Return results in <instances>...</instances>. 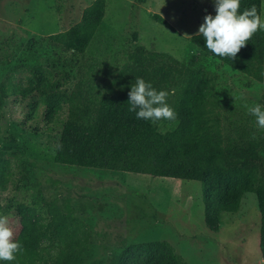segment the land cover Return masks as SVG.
<instances>
[{
	"label": "rangeland",
	"instance_id": "374dc122",
	"mask_svg": "<svg viewBox=\"0 0 264 264\" xmlns=\"http://www.w3.org/2000/svg\"><path fill=\"white\" fill-rule=\"evenodd\" d=\"M92 1L0 0V216L7 217L13 238L20 211L47 217L45 203H53L89 230L87 250L74 264H108L127 245L149 241H167L185 264H264L255 191L243 193L236 212L216 217L204 204L201 182L132 172L119 178L52 160L68 113L57 94L86 95L88 81L100 80L89 57H102L117 69L118 95H127L136 32L147 50L178 61L169 86L158 88L169 91L167 103L176 111L187 92L207 85L206 122L224 137L256 142L253 161L264 181V128L248 111L264 105V77L247 86L245 74L189 42L204 17L216 14L213 0H106L104 18L82 54L46 40L78 23ZM153 13L171 28L155 22ZM178 122L153 125L164 133Z\"/></svg>",
	"mask_w": 264,
	"mask_h": 264
},
{
	"label": "trees",
	"instance_id": "16d2710c",
	"mask_svg": "<svg viewBox=\"0 0 264 264\" xmlns=\"http://www.w3.org/2000/svg\"><path fill=\"white\" fill-rule=\"evenodd\" d=\"M261 3L262 0H240L239 11L255 7L261 15ZM105 11L106 0H93L84 8L78 23L46 36V40L82 54ZM151 18L171 28L161 15L153 13ZM130 39L134 68L126 76L128 92L136 77L151 82L157 90L169 86L167 76L176 72L178 61L167 53L147 50L138 42L136 32ZM189 42L200 52L210 53L198 33L191 35ZM210 54L245 74L247 86L253 81H263L264 31L255 33L233 61ZM100 58L89 57L99 71L100 80L88 81L86 95L55 93L66 103L68 113L52 160L70 166L201 182L204 204L216 217L236 212L243 193L255 191L260 207V248L264 260V181L253 161L256 142L224 137L219 129L206 122L210 91L207 85L186 93L183 106L175 111V119L179 121L176 128L159 132L154 122L137 119L134 112L128 111V94L117 93V69ZM52 94L50 99L56 96ZM45 206L47 217L28 210L17 214L19 229L13 239L20 243L22 250L14 261L4 264H74L87 250L90 233L86 224L61 213L53 203ZM108 264L185 262L167 241H149L127 245Z\"/></svg>",
	"mask_w": 264,
	"mask_h": 264
},
{
	"label": "clouds",
	"instance_id": "9594fccd",
	"mask_svg": "<svg viewBox=\"0 0 264 264\" xmlns=\"http://www.w3.org/2000/svg\"><path fill=\"white\" fill-rule=\"evenodd\" d=\"M213 2L216 14L204 17L198 35L203 37L205 48L210 53L233 61L255 33L264 31V19L255 7L240 12V0ZM168 95L167 91L157 90L151 82L136 77L128 92V111L134 112L137 119L144 121L174 120L176 113L167 103ZM248 111L255 117L256 125L264 128V105L256 104L249 107ZM13 236L7 217L0 216V264L14 261L22 250Z\"/></svg>",
	"mask_w": 264,
	"mask_h": 264
},
{
	"label": "crops",
	"instance_id": "0c3cea01",
	"mask_svg": "<svg viewBox=\"0 0 264 264\" xmlns=\"http://www.w3.org/2000/svg\"><path fill=\"white\" fill-rule=\"evenodd\" d=\"M262 9H263V3H262ZM98 29V27H97ZM97 31V30H96ZM96 49V48H95ZM98 50V49H97ZM99 51V50H98ZM97 169V168H95ZM101 170H105V169H101ZM108 172H110V175H114V176H117V177H122V176H127L126 173H124V171H113V170H106ZM128 173V172H127Z\"/></svg>",
	"mask_w": 264,
	"mask_h": 264
}]
</instances>
